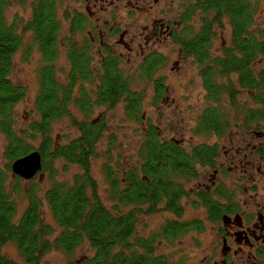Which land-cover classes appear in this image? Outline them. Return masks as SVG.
<instances>
[{"label":"flooded vegetation","instance_id":"flooded-vegetation-1","mask_svg":"<svg viewBox=\"0 0 264 264\" xmlns=\"http://www.w3.org/2000/svg\"><path fill=\"white\" fill-rule=\"evenodd\" d=\"M202 1L62 0L68 16H61L62 30L55 37V62L62 63L65 77L73 69L87 70L89 76L60 78L59 85L70 103L65 108L67 114L56 120L71 118L79 137L101 129L95 150L109 128L108 111L121 107L128 127L139 126L142 131L138 136L134 130L133 136H122L139 144L122 174L116 163L111 167L119 182L117 196L128 186L135 191L141 189L140 184L146 189L154 187L151 169L161 172L167 184L159 201L137 205L116 201L121 215L134 211L138 221L142 210L148 213L150 208H161L170 218L163 219L160 232L166 222H174L187 228L180 237L187 233L195 234V240L198 237L194 247L187 249L189 264H264V111L259 112L262 105L256 102V66L249 55L252 33L248 30L235 35L228 25L230 33L224 40L222 32L216 30L214 14L204 13ZM205 25L208 28L202 32ZM197 51L210 58L209 65L198 60L201 54ZM217 62H231L232 73L223 75ZM184 63L196 69L199 87L194 91L198 93L194 103L204 107H199L197 114L187 112L179 117L183 103L187 109L194 97L190 91L194 81L183 72ZM131 66L138 73L123 70ZM107 67L120 73L117 81L106 76ZM209 69L214 72L210 74ZM109 79L117 84L110 85ZM110 87L113 95L106 96ZM102 93L106 98L115 96L117 101L104 103ZM134 103L139 120L130 118ZM144 106L158 111L161 119L147 118L141 112ZM97 108L102 112L89 119ZM116 142L112 134L104 144L111 149ZM152 156L158 161L153 162ZM61 160L82 170L79 162ZM172 204L179 211L166 210ZM186 208L196 220L181 222ZM144 232L140 235L137 229V235L150 239L156 230L150 237ZM164 242L153 247L154 255H161L162 244L171 248Z\"/></svg>","mask_w":264,"mask_h":264},{"label":"trees","instance_id":"trees-1","mask_svg":"<svg viewBox=\"0 0 264 264\" xmlns=\"http://www.w3.org/2000/svg\"><path fill=\"white\" fill-rule=\"evenodd\" d=\"M258 2L257 0H203L201 7L204 13H213L214 21L219 25L225 21L231 28L230 32L235 35L251 31L252 53L249 55L256 66L255 88L258 90L256 102L262 105L259 112L263 113L264 30L253 31L255 29L253 28V17L258 9ZM63 4L62 0H32L29 4L30 18L26 21L16 18L9 24L5 17V12L9 7L8 0H0V135L6 136L7 144L3 156L9 161L5 170L0 167V264H16L1 252L2 247L8 243L15 246L25 264H39L42 257L50 251L58 250L68 255L84 243H87L90 250H93V254L79 260H68L66 264H171L170 255H154L153 247L158 248L162 240L173 245L180 238V234L187 230L186 227L177 226L174 222H166L161 232L156 230V233L150 235V239H144L137 235L136 212L126 211L124 215H121L115 204L109 209L101 202L96 181L90 176V160L95 157L93 147L102 133L101 129L95 132L86 131L69 147L54 148L52 145L50 134L52 125L56 119L67 114L65 108L70 103L67 93L59 85L60 79L57 74V62H55L57 57L55 37L62 30L61 16H68L65 10L61 13ZM64 22H67V18ZM207 28L208 25H205L202 32ZM25 33L30 35L27 51L36 48L39 53H42L40 55L44 63V67L39 71V88L34 105L38 120L30 125V132L34 136L39 134L43 136L39 149H31L20 135L13 133L14 125L10 119L14 105L24 100L27 94L26 87L16 86L10 80L13 69L12 58L22 45ZM201 52L197 51L198 54ZM198 57L200 62L209 65L208 56L201 54ZM216 66L222 68L223 75L232 73L231 62H217ZM86 71L73 69L66 78L72 80L79 74L89 76ZM105 72L106 76L112 77L114 81H117L116 77L120 74L112 67H107ZM212 72L214 69H209V73ZM112 81L109 79L110 85L117 84ZM105 85L106 88L107 84ZM213 90L216 91V88L214 87ZM112 91L114 88L106 90V96L108 93L113 95ZM101 96L104 103L117 101L115 96L106 98L103 93ZM132 102L134 99L130 96V103ZM133 106L130 118L139 120L136 103ZM32 151H38L42 158L41 171L35 175L39 181L41 175L44 177L45 168L50 166L48 164L57 159L65 158L72 164L79 162L83 171L73 177V184L54 182L43 192L42 196L38 186L31 185L25 193L26 208L18 216L16 200L7 189L6 177L11 171V164L17 158L27 156ZM152 161H158L157 157L152 156ZM107 164L103 165L106 168L103 171L104 179L110 184L111 199L115 203L120 201L127 205H137L159 201L160 197L167 192V184L163 183L164 178L161 172L158 173L151 169L149 177L152 178L153 183L155 181L154 187L146 189L145 184H140L142 190L139 187L135 191L132 186H128L124 188L121 195L117 196L116 188L119 182ZM55 174L56 171H52L50 178L52 179ZM11 176L15 182L11 191L18 194L19 183L24 180L18 175L14 177L12 171ZM44 206L48 208L53 224L45 221ZM167 209L179 211V208L173 204ZM155 210L157 209L150 208L148 213L155 212Z\"/></svg>","mask_w":264,"mask_h":264},{"label":"rangeland","instance_id":"rangeland-1","mask_svg":"<svg viewBox=\"0 0 264 264\" xmlns=\"http://www.w3.org/2000/svg\"><path fill=\"white\" fill-rule=\"evenodd\" d=\"M32 0H8V9L5 12V17L9 24L17 18L18 20L26 21L30 18V8L29 4ZM258 2V9L254 12L253 17V31L263 29L264 30V0H257ZM64 6L61 7V13L64 12V9L67 11V5L63 4ZM22 26V24H21ZM215 27L217 28L218 32H222V36L225 38L224 40L228 39V25L224 21L223 24L218 25L216 24ZM20 31V29H19ZM252 31V32H253ZM29 37L28 33L23 35V43L20 48L16 51L17 53L12 58L13 69L10 74V80L12 84L19 85L22 87H26L27 94L24 97V100L16 103L12 108L11 114V122L13 123V133L20 135L24 140L27 146H30L31 149H39L40 144L42 142L43 136L32 134L30 132V125L33 122H37L38 118L36 117L34 111L35 105V96H37L38 92V76L39 71L42 69L43 64L41 60V55L36 50L27 51V46L29 44ZM185 64V63H184ZM62 66L61 62H57V70ZM135 66L131 67H123V70L127 72V74H131L134 72L135 74L138 73L136 71ZM186 75H189V80L192 79L194 82L191 85L190 91L193 92L198 89L199 87V80L197 79L196 69L191 63H186L184 66V71ZM59 79H65V71H63L62 67L57 71ZM195 78L197 79L195 81ZM198 93L194 92V97L191 99L190 106L186 109V102L183 103V107L179 110V117H184L187 115V112H193L197 114V110L199 107L203 108L204 104L197 103L195 104V100ZM119 107V106H118ZM102 112L101 109L97 108L93 111L92 115L89 119H95L98 114ZM123 109L121 107L115 108L114 110H109L108 114L106 115L107 124H109L108 130L106 129L102 135L101 141L99 145L94 150L95 157L92 158L90 167V176L95 179V183L97 186V192L99 194L101 202L106 205L109 209L114 207L115 202L111 199V190L107 187L109 182H106L104 179V166L106 165V160L110 159L108 166L110 170L114 172L111 167H114L116 163L121 171V174L124 170H126L129 166L128 164L131 163V158H134L133 150L137 144H133L129 140L126 141L125 138L122 136L126 134H130L133 136V130L135 131V135H139L142 131L139 126H131L128 127V122L124 121ZM141 112L146 113V117L152 120H159L161 118L158 117V111L150 109V107L144 106ZM76 116V115H75ZM231 121V118L228 119ZM71 118L66 116L65 118L56 120L54 125L51 128V139L53 145L63 146L67 143L73 142L80 134L72 128ZM231 124L233 122L231 121ZM125 126V128H124ZM114 134L117 137V144L111 149L104 144V142L110 137V135ZM141 142V141H137ZM7 144L6 136L0 135V167L2 170H5L6 166L8 165V159L4 158V149L6 148L5 145ZM113 161V162H112ZM105 162V163H104ZM114 163V164H113ZM44 172V177L41 181L38 180V177H34L29 181H22L19 183L20 190L18 194H14L11 190L13 189L15 182L11 176V171L7 174V189L9 193L14 195V199L16 200L17 206V215L21 214L23 210L26 208L27 201L25 199V193L29 189L31 185L38 186L39 193L43 194V192L52 186L54 182L56 183H63V184H72V178L76 175L82 173V170L77 166L68 165L65 161L58 159L51 164H48ZM103 167V168H102ZM102 169V170H101ZM106 169V168H105ZM52 171H56L55 176L51 179L50 175ZM111 192V193H110ZM45 221L47 223L53 224V218L50 216L49 210L46 206L43 207ZM196 214V213H195ZM138 216L139 219L137 221V229L138 233L141 235L143 234L142 231L145 230L144 235L150 237V233L157 230L159 231V226L164 218L169 219L170 216L165 214L163 210L157 209L154 213H147V210H142L141 214ZM184 217L181 219V222L184 221H191L196 220L194 213L191 211L190 208L184 209ZM198 238V237H197ZM196 238V240H197ZM195 234H185V236L180 237L174 244L171 246L170 249L165 247L163 244L159 247L161 248L160 254L170 255L171 263L172 264H189L190 258H188V251L194 247L196 243ZM1 252L5 255L8 259H12L16 264H25L23 260L20 258L19 253L15 246L12 243H8L4 247H2ZM93 254V250H90V247L87 243L75 248L72 252L68 255L64 254L62 251H50L46 253L39 264H66L68 260H79L80 258L86 256L89 257ZM190 257V255H189ZM182 259V260H181ZM183 261V262H181Z\"/></svg>","mask_w":264,"mask_h":264},{"label":"water","instance_id":"water-1","mask_svg":"<svg viewBox=\"0 0 264 264\" xmlns=\"http://www.w3.org/2000/svg\"><path fill=\"white\" fill-rule=\"evenodd\" d=\"M41 157L38 151H32L27 156L17 158L11 164L13 176H19L24 181H29L41 171ZM43 176H40V181Z\"/></svg>","mask_w":264,"mask_h":264}]
</instances>
